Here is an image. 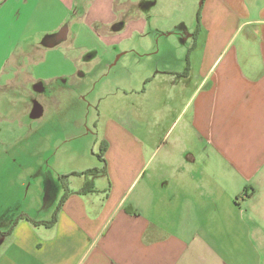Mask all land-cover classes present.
Wrapping results in <instances>:
<instances>
[{
  "label": "crops",
  "instance_id": "obj_1",
  "mask_svg": "<svg viewBox=\"0 0 264 264\" xmlns=\"http://www.w3.org/2000/svg\"><path fill=\"white\" fill-rule=\"evenodd\" d=\"M106 1L0 0L30 5L15 13L30 22L77 9L70 26L63 18L45 43L1 64L11 83L26 76V62L39 67L47 55L51 66L60 55L62 73L45 80L59 87L48 98L59 108L73 77L64 66L84 78L115 69L97 101L107 174L62 177L61 193L39 177L38 198L61 208L22 213L3 234L0 264H264V0H202L184 38L171 37L174 28L151 35L146 19L120 32L119 0ZM29 31L28 42L37 33ZM56 213L53 225L35 224Z\"/></svg>",
  "mask_w": 264,
  "mask_h": 264
},
{
  "label": "rangeland",
  "instance_id": "obj_2",
  "mask_svg": "<svg viewBox=\"0 0 264 264\" xmlns=\"http://www.w3.org/2000/svg\"><path fill=\"white\" fill-rule=\"evenodd\" d=\"M76 1L80 4L89 0ZM123 2H128V9L125 11L119 8ZM3 3H0V68L8 57H18L20 49L31 48L35 42L45 43V33L56 29L63 18L65 20L62 24L68 23L70 26L77 11L72 10L69 15L58 7L54 15L48 14V18L45 17L42 22H30L15 14L21 8L24 14L32 8L30 5L25 7L22 3H8L3 8ZM116 4L118 15L125 16L118 23L117 29L121 28L120 32L132 18L134 22L146 19L152 24L151 35L158 28L162 30L160 33L169 35L171 31L165 33L166 30L174 28L172 32L175 34L171 37L180 38L187 36L183 34L181 27L188 26L192 31L200 22L199 13L203 6L202 0H119ZM26 27L29 32L37 31L30 42L25 34ZM74 30L82 31L79 26H75ZM137 36L140 34L134 37ZM54 57L55 60L51 59V66H46L47 55L44 56L46 64L39 67L26 62V76H21L14 83H11V79L15 78L11 69H8V76L0 71V241L4 238L3 234L11 231L22 213L33 216L39 211L41 214L55 212L60 207L58 200L57 208H54L57 191L56 188H48V183L44 186L46 190H50L53 201L49 199L47 202L45 193L43 202L38 198L42 180L39 177L53 181L52 184L55 183L61 193L65 189L60 178L101 168L103 139L99 137L100 111L97 101L104 95L100 92L101 88L113 78L115 69L110 75L104 76L107 68L97 67V72L84 78L83 72L64 66L63 71L73 77L67 82L64 98L62 97L57 108L50 106L52 103L48 98L55 97L53 92L59 87L45 84L46 77L62 73L58 66L60 64L56 65L60 62V55ZM28 74L34 78L32 81H26L30 78ZM75 80L82 81L83 86L74 87ZM49 106L50 113L44 122L43 112ZM71 179L74 188L81 185L82 179L78 176ZM2 248L3 244H0V252Z\"/></svg>",
  "mask_w": 264,
  "mask_h": 264
},
{
  "label": "trees",
  "instance_id": "obj_3",
  "mask_svg": "<svg viewBox=\"0 0 264 264\" xmlns=\"http://www.w3.org/2000/svg\"><path fill=\"white\" fill-rule=\"evenodd\" d=\"M199 20H200V13H199ZM107 146H108V144L105 142V143H103L102 145H101V155H100V160H101V162H102V164H103V167H102V169H96V168H94V169H91V170H88L87 172H85V173H83V174H80V173H74V174H72V175H80V176H91V177H100V176H102V175H106L107 174V169H106V167H107V165H106V159L104 158V155H105V153H106V151H107ZM64 186H66V185H64ZM66 189H67V187H66ZM94 189V186H93V182L92 181H90V182H88L87 184H86V186H85V188L81 191V192H79L80 194H82V193H86V192H88V191H92ZM69 191H68V189H67V192H66V194L68 195L69 193H68ZM66 195V196H67ZM65 200V199H64ZM64 202V201H63ZM61 208V206L57 209V213H58V211H59V209ZM57 213H56V215H55V217H54V220L52 221V222H50V223H47V222H36L35 224H45V225H47V226H50V225H53L54 223H56L57 222ZM22 218V217H21ZM15 226V225H14ZM14 226L12 227V229H11V232L13 231V229H14ZM4 235H6V234H4Z\"/></svg>",
  "mask_w": 264,
  "mask_h": 264
}]
</instances>
